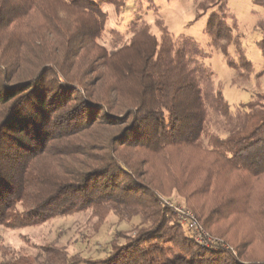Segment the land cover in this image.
Instances as JSON below:
<instances>
[{
    "label": "trees",
    "instance_id": "16d2710c",
    "mask_svg": "<svg viewBox=\"0 0 264 264\" xmlns=\"http://www.w3.org/2000/svg\"><path fill=\"white\" fill-rule=\"evenodd\" d=\"M127 2L0 0V226L88 211L97 223L137 219L99 258L47 244L36 255L3 251L0 264H264L252 250L264 251V91L232 108L211 52L174 37L156 0H137L127 31L108 29L104 7ZM196 9L232 84L248 81L254 68L228 0ZM258 46L264 55V38ZM164 180L231 247L204 244L177 221L160 204Z\"/></svg>",
    "mask_w": 264,
    "mask_h": 264
},
{
    "label": "rangeland",
    "instance_id": "374dc122",
    "mask_svg": "<svg viewBox=\"0 0 264 264\" xmlns=\"http://www.w3.org/2000/svg\"><path fill=\"white\" fill-rule=\"evenodd\" d=\"M198 0H156L160 5V12L166 21L168 29L174 37L181 35L191 36L201 41L211 52L207 62L215 73V81L222 86L223 93L232 108L241 101H248L251 95L258 91H264V55L258 46V42L264 38L263 33L257 25L260 11L264 10L254 4V0H228L230 11L236 19L235 33L240 34L241 46L245 48L247 58L252 62L253 72L248 81L238 80L234 85L232 78L235 70L230 67L225 59L224 50L219 45H209L210 37L204 33L208 22V15L196 19ZM137 0H128L127 7L117 11L113 6L106 5L104 9L108 13L107 28H116L127 31V23L134 17V9ZM155 15L150 13L148 18L153 21ZM153 30L158 32L154 26ZM101 43L110 48V36H103ZM228 51L237 57L234 45L231 43ZM239 60V58H237ZM162 170L163 166L159 164ZM164 193L160 195V204L169 208L174 213L177 221L183 223L188 231L200 232L215 244L230 243L219 236L213 235L200 222L198 212L188 204L185 197L169 189L166 180ZM200 204V203H199ZM91 212L77 213L69 216H58L42 224L29 226L19 230H11L0 226V253L36 255L39 247L47 244L65 247L71 255L90 259L102 256V251L111 238L117 237L119 230L131 227L132 222L121 221L116 215L109 214L100 223L95 222ZM99 221V220H98ZM262 245L252 246L256 258H264Z\"/></svg>",
    "mask_w": 264,
    "mask_h": 264
},
{
    "label": "built area",
    "instance_id": "2783aa9c",
    "mask_svg": "<svg viewBox=\"0 0 264 264\" xmlns=\"http://www.w3.org/2000/svg\"><path fill=\"white\" fill-rule=\"evenodd\" d=\"M194 234H196L197 239L199 241H201L202 243H204V244L211 243V241H208V239H210V238L209 237L208 238L204 237V235L201 232H200V234L197 233V232H194Z\"/></svg>",
    "mask_w": 264,
    "mask_h": 264
}]
</instances>
